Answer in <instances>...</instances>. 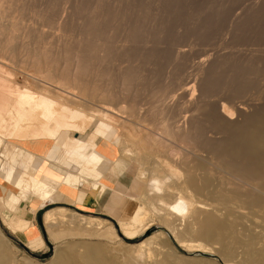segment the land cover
Here are the masks:
<instances>
[{"label": "bare ground", "instance_id": "6f19581e", "mask_svg": "<svg viewBox=\"0 0 264 264\" xmlns=\"http://www.w3.org/2000/svg\"><path fill=\"white\" fill-rule=\"evenodd\" d=\"M113 31L114 28H102L99 31L94 28L83 29L77 41L85 44L87 52L94 56L76 52L73 58L70 56L73 51L68 50L61 74L57 78L52 75L47 63L45 67L26 75L29 78L21 85L18 81L4 77V73L11 77L13 74L8 70L4 71L5 66L3 68L0 65V184L2 188L5 184L11 188L10 198L13 203H17L16 207H12L0 194V214L3 221L13 232H30L33 240L35 232L30 230L32 224L15 214L20 205L36 198L39 208L44 209L48 204L61 201V192L67 193L66 200L69 202L86 204L90 198L101 197L107 189L109 180H106L105 174L108 171H111L109 177L112 173L117 177L128 170L130 163H134L138 165L137 180L145 182L149 192H152V195L148 192L149 198L152 196V208H149L154 215H149L151 211L148 212L149 208L145 205L147 202L143 201L145 204L140 205L130 221L119 224L121 234L150 231L153 216H158L172 233L177 230L176 222L185 220L189 222L185 223L188 226L183 231L192 238L185 243V247L190 252H200L203 249L207 252L208 248L203 241L214 250L219 246L225 256L231 255L236 246H242L247 262L256 264L264 256V247H258L257 241L261 236L252 234L243 239L242 233L237 229L244 222L243 216L239 215L231 221L229 216L233 214V210L227 204L240 201L252 211L264 210V111L251 114L252 105L246 100L229 105L227 97L214 100L213 96L203 92L197 94L196 80H188L180 93L183 101L189 97L186 99L188 101L180 103L177 108L172 107L181 99L178 96L174 102L173 97L176 96L173 95L169 97L173 99L172 106H168L169 100L166 102L167 106L163 105L166 104L163 103L165 100H161L163 104L160 105L164 107L159 105L160 108L156 107V110L149 113L140 111L137 106L127 109L121 101V94H115L109 89L110 83L104 85L102 93L99 91L98 94H91L82 75L87 74L91 58L100 61L108 58L109 48L118 41L113 39ZM10 38L12 40L16 36ZM206 66L207 60L204 59L196 65L197 70H203ZM122 84L125 85L124 80ZM166 95L167 98H164L168 99L169 95ZM90 100H99L98 104H102L105 110L88 114L80 109ZM255 106L256 109L259 105ZM257 111L259 112L258 109ZM147 115L154 118L161 116V123L152 127L155 133H161L162 138L155 136L147 127ZM253 116L255 120H251ZM114 146L117 147V153ZM65 155L72 163L81 166L80 173H70L64 169L62 158ZM148 161L153 163V167H149L150 171L144 166ZM220 167L226 169L228 172L224 170L225 174L229 173L228 177L232 176L230 179L233 180L228 177L225 179L224 173L217 171ZM160 169L161 175L158 174ZM170 180L172 183L168 182ZM179 182L181 190L176 186ZM24 189L29 190L31 195L24 192ZM191 191L198 196L207 197L210 202L227 206V217L223 218L212 211L214 206L211 203L194 199L193 195H189ZM73 212L63 207L48 210L44 214L43 223L52 239L56 238L51 230L54 228L52 225L57 224V221L64 224L65 221L70 226L73 225L75 231L80 232L82 225L95 229L98 236L114 238L113 242L116 241L117 233L108 225L107 220ZM6 213L10 214L9 218ZM66 224L64 225L67 226ZM92 231L90 234L96 236ZM156 238L157 236H152L138 244L128 245L131 253L128 262L146 264V258L152 260L156 257L157 249L160 250L157 248L158 244L156 247L151 246ZM5 240L7 239L0 232V244L8 242ZM2 246L0 264H9V259L3 256ZM70 248L75 251L74 246ZM98 248H86L88 264H108ZM57 253L55 251V256L61 257Z\"/></svg>", "mask_w": 264, "mask_h": 264}, {"label": "rangeland", "instance_id": "374dc122", "mask_svg": "<svg viewBox=\"0 0 264 264\" xmlns=\"http://www.w3.org/2000/svg\"><path fill=\"white\" fill-rule=\"evenodd\" d=\"M2 1L0 0V65L5 66L6 69L3 70L6 72L8 70L15 77L7 73L2 75L18 81L21 85L29 78L26 75L36 72L40 67H45L47 63L52 75L55 78L59 77L67 56L65 53L68 50L73 51L70 55L73 58L76 52L94 56L87 52L88 48L85 44L77 41L83 29L94 28L95 31H99L102 28H114L112 36L118 41L109 48L108 58L105 61L91 58L92 63H89L87 74L82 75L91 94L100 93L104 85L110 83L109 89L115 94H121V101L127 109L137 106L140 111L149 113L168 100L170 104L168 106H172L173 99L169 97L176 96L173 97L176 102L175 100L181 97L180 93L188 80H196L197 94L203 92L213 96L214 100L227 97L230 103L224 102L229 105L246 100L245 102L252 105L250 106L251 114L264 111V0ZM11 36L16 38L11 40ZM203 59L207 60L206 68L197 70V63ZM122 79L125 85L122 84ZM230 93L233 94L230 95ZM166 94L169 95L168 99H165ZM238 96L239 98H236ZM183 99L181 97L177 100L179 103H174L176 105L172 107L180 106L189 97L184 101ZM161 100L165 102L162 103ZM97 101L90 100L80 109L88 114L99 112V110L104 111L102 104H98ZM254 102L259 105L256 109ZM163 105L167 106V103ZM163 105L160 106L163 108ZM160 119L161 116L154 118L152 115H147L146 118L147 127L158 138H162L161 133H155L153 127L161 123ZM251 120H255V117L253 116ZM114 147L116 152L118 145ZM121 156L119 153V157ZM62 160V163L71 162L67 155L63 156ZM67 163L63 165L64 169L69 171ZM144 164L149 171L153 167L152 161ZM154 166L158 165L154 164ZM72 167H74L73 172H81L80 165L73 164ZM137 167L138 165L130 163L128 166L130 171L127 172L137 178ZM218 169L221 167L217 168V171L219 173L222 171L221 174L224 173L223 176L227 179L229 173L225 174L226 169ZM161 170H158L159 175L162 174ZM110 172L105 174L106 180L114 178L113 173L109 177ZM138 181L141 184V190L135 196L137 197L136 205L140 206L147 202V204L144 203L146 208H152L150 205L152 192H149L145 182ZM168 182L172 183V180ZM176 186L178 190L179 188L181 190L180 182ZM3 188L0 184V194L12 207H16L17 203H13L10 198L11 188L7 184ZM145 191L151 194L150 198L149 193L147 196ZM24 192L31 195L29 190L24 189ZM61 193L63 196L61 201L48 204L44 209L39 208V201L36 198L27 200L16 209V216L23 217L32 224L30 230L35 232L33 240H31L33 236L29 234L30 232H13L9 229L0 214V232L7 239L5 241H8L6 245L0 244V246L3 245L2 253L9 259V264H88L86 261L88 246H98L100 254L108 264H133L128 262L131 254L128 251V245L138 244L152 236H157L158 241L153 240L151 246L156 247L158 244L157 248L161 251L157 249V258L155 256L152 260L146 258L148 261L146 259L144 260L146 262L143 261L146 264H227V262L249 264L242 246H236L231 255L225 256L219 246H216L214 250L210 244L207 245V242L203 241L208 248V253L204 249L200 252H190L185 247V243L189 242L191 237L183 231L188 226L185 223L189 221L176 222L177 230L172 233L158 216H153V226L150 231L146 233L135 231L133 234L123 235L119 232L118 220L114 221L106 216L91 213L93 210L87 208L86 204L69 202L66 200L67 193ZM189 195H193L194 199L204 203H211L214 206L211 208L212 211H215L218 216L227 217V206L210 202L207 197L198 196L192 191ZM227 205L233 210V214L229 216L231 221L239 215L243 216V224L237 227L243 239H247L252 234L261 236L259 240L257 239L258 247L262 248V245L264 247V210L253 209L252 211L244 207L240 201H233ZM63 207L71 212L74 211L73 213L77 215L107 220L108 225L112 226L117 233L116 241L113 242L114 238L98 236L95 229L85 228L86 226L82 225L79 231L85 230V233L80 235V232L73 230V225L70 226L65 221L64 224L67 223V226L58 221H55L57 224L52 225L54 227L52 228L56 230L51 229L53 236L56 235V238L52 239L43 223L44 214L48 210ZM150 208L147 210L149 213L151 211L149 215L152 216L154 213ZM9 217L10 214H7V218ZM91 231L96 236L93 233L90 234ZM30 242L32 243L29 245ZM48 242L53 246L50 257L45 260L37 258L36 256L49 254ZM200 243L203 245L202 241ZM71 246H74V252L70 250ZM55 251L58 252V257H61L57 258ZM258 262L256 264H264V256Z\"/></svg>", "mask_w": 264, "mask_h": 264}, {"label": "crops", "instance_id": "0c3cea01", "mask_svg": "<svg viewBox=\"0 0 264 264\" xmlns=\"http://www.w3.org/2000/svg\"><path fill=\"white\" fill-rule=\"evenodd\" d=\"M67 164L69 172L75 173L72 171L74 163L70 162ZM127 171L130 170L122 172L109 181L107 180L109 185L101 197L89 199L86 206L93 210L91 213L94 212L97 215L106 216L114 221L118 220L119 224L130 220L135 215L140 207L136 205L137 197L135 196L139 194L141 184L133 174Z\"/></svg>", "mask_w": 264, "mask_h": 264}, {"label": "water", "instance_id": "95a60500", "mask_svg": "<svg viewBox=\"0 0 264 264\" xmlns=\"http://www.w3.org/2000/svg\"><path fill=\"white\" fill-rule=\"evenodd\" d=\"M48 244H49V247H50V252H49V254H43V255H41V256H36L37 258H39V259H41V260H45V259H47V258H49L50 257V255L52 254V251H53V246H52V244L51 243H49L48 242ZM26 250H29L26 246H23Z\"/></svg>", "mask_w": 264, "mask_h": 264}]
</instances>
